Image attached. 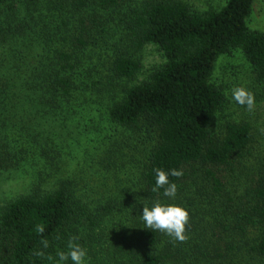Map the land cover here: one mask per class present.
Segmentation results:
<instances>
[{
	"label": "trees",
	"instance_id": "1",
	"mask_svg": "<svg viewBox=\"0 0 264 264\" xmlns=\"http://www.w3.org/2000/svg\"><path fill=\"white\" fill-rule=\"evenodd\" d=\"M255 1L198 11L183 0H0V175L34 149L51 177V129L87 107L104 106L116 129L98 158L112 193L84 199L77 179L61 178L0 204V264H60L70 242L85 264H264V125L229 120L213 131L226 103L212 81L221 57L243 54L259 86L254 106L264 104V33L248 25ZM147 45L166 63L121 85L139 74ZM9 131L19 133L12 142ZM156 169L182 172L169 176L175 198L153 191ZM158 201L188 210L186 240L144 227L143 206Z\"/></svg>",
	"mask_w": 264,
	"mask_h": 264
},
{
	"label": "rangeland",
	"instance_id": "2",
	"mask_svg": "<svg viewBox=\"0 0 264 264\" xmlns=\"http://www.w3.org/2000/svg\"><path fill=\"white\" fill-rule=\"evenodd\" d=\"M193 10L211 11L221 9L227 0H183ZM249 27L253 31L264 33V0H256L254 11L249 20ZM140 61L141 70L133 81H124L120 83L123 86H134L147 81L150 76L165 63L163 52L158 46L147 45L137 54ZM108 73L106 74V76ZM213 83L219 87L226 96L224 109L218 115L217 122L213 131L215 134H221L223 125L227 121H237L248 119L255 126L264 125V104H257L251 110L245 106H240L231 99L232 90L236 87H245L253 95L259 86L256 83L253 68L239 51L221 57L215 67L212 78ZM107 79H105V84ZM104 107V106H103ZM87 107L79 111V118L75 121L70 120L67 126L60 129L59 123L51 129L53 134L54 145H49L51 157L58 162V165L50 167L52 176L47 178V170L44 161L40 158L39 152L32 150L33 154L27 163L20 160L19 171H12L9 174L0 175V204H5L20 196H26L34 189L41 187L42 191L50 189V186L56 180L61 178L77 179L80 185L79 195L84 199L93 200L100 198L102 195H108L115 184L112 177L106 180L99 173L98 158L108 141L107 133L116 130L108 122L102 121L100 117L105 112V107ZM83 108H85L83 106ZM81 120V121H79ZM82 125H78L79 123ZM86 126V127H85ZM106 128L100 136L97 132L86 135L88 127ZM89 129V128H88ZM19 136L16 131H9L7 138L12 142ZM44 136V135H43ZM40 151V150H39ZM22 157V156H21ZM58 167V168H57ZM46 178L43 185L39 184V179ZM85 196V197H84Z\"/></svg>",
	"mask_w": 264,
	"mask_h": 264
},
{
	"label": "clouds",
	"instance_id": "3",
	"mask_svg": "<svg viewBox=\"0 0 264 264\" xmlns=\"http://www.w3.org/2000/svg\"><path fill=\"white\" fill-rule=\"evenodd\" d=\"M231 99L240 106H245L251 110L255 103L254 95L245 87H236L232 90ZM182 172L177 169L165 171L155 170V186L153 191L164 189L163 195L175 198L177 185L170 182L169 176L179 177ZM167 186V187H165ZM144 227L153 231L162 232L176 241L187 239L186 225L189 221V212L183 206L173 203L154 202L151 206H143L140 214ZM68 252L57 253L60 264L71 261V264H85L86 250L79 244L70 242Z\"/></svg>",
	"mask_w": 264,
	"mask_h": 264
}]
</instances>
